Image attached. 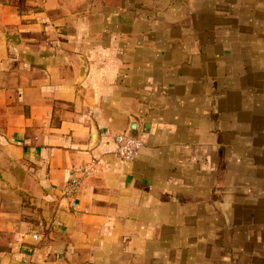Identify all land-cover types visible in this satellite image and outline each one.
<instances>
[{
  "label": "crops",
  "instance_id": "obj_1",
  "mask_svg": "<svg viewBox=\"0 0 264 264\" xmlns=\"http://www.w3.org/2000/svg\"><path fill=\"white\" fill-rule=\"evenodd\" d=\"M0 264H264V0H0Z\"/></svg>",
  "mask_w": 264,
  "mask_h": 264
},
{
  "label": "built area",
  "instance_id": "obj_2",
  "mask_svg": "<svg viewBox=\"0 0 264 264\" xmlns=\"http://www.w3.org/2000/svg\"><path fill=\"white\" fill-rule=\"evenodd\" d=\"M113 143V153L122 162H129L133 160L136 157L140 147L142 146V140H140L138 137L133 138L128 134L121 132L114 134ZM105 152H108V150H105ZM94 171L95 169L91 165H86L78 168L77 170H74V172H76L77 174L75 175L73 172L72 176L67 180L65 187L66 194L72 196L81 180Z\"/></svg>",
  "mask_w": 264,
  "mask_h": 264
},
{
  "label": "water",
  "instance_id": "obj_3",
  "mask_svg": "<svg viewBox=\"0 0 264 264\" xmlns=\"http://www.w3.org/2000/svg\"><path fill=\"white\" fill-rule=\"evenodd\" d=\"M130 129H131V132L128 135L133 137V138H137L138 132H137L136 126L134 124H131Z\"/></svg>",
  "mask_w": 264,
  "mask_h": 264
}]
</instances>
